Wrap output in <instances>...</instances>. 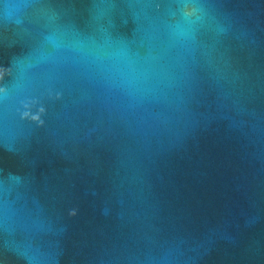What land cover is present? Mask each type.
Here are the masks:
<instances>
[{"label": "water", "instance_id": "obj_1", "mask_svg": "<svg viewBox=\"0 0 264 264\" xmlns=\"http://www.w3.org/2000/svg\"><path fill=\"white\" fill-rule=\"evenodd\" d=\"M0 264H264V0H0Z\"/></svg>", "mask_w": 264, "mask_h": 264}]
</instances>
